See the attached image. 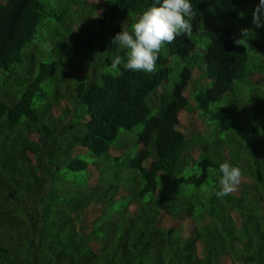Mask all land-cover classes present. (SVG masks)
Instances as JSON below:
<instances>
[{"label": "trees", "instance_id": "16d2710c", "mask_svg": "<svg viewBox=\"0 0 264 264\" xmlns=\"http://www.w3.org/2000/svg\"><path fill=\"white\" fill-rule=\"evenodd\" d=\"M258 2L191 0V36L166 44L156 71L144 73L113 70L126 50L111 41L153 0H113L96 34L84 21L62 26L72 45L39 65L41 45L61 37L49 22L106 3L0 0V264H264V28L249 37L262 58L250 65L244 43L234 44L238 28L225 25L253 28ZM209 6L221 23L206 35L195 80V37ZM81 45L91 57L76 65L89 57L91 72L55 113L58 70ZM225 161L243 175L220 199Z\"/></svg>", "mask_w": 264, "mask_h": 264}, {"label": "clouds", "instance_id": "9594fccd", "mask_svg": "<svg viewBox=\"0 0 264 264\" xmlns=\"http://www.w3.org/2000/svg\"><path fill=\"white\" fill-rule=\"evenodd\" d=\"M195 15L191 0H153L132 25L131 32L121 30L112 38V45L126 50V58L117 54L111 68L116 70L123 64L124 69L132 72L154 73L161 49L174 44L178 37L191 36ZM252 25L254 29L264 28V0H259L252 11ZM254 29L241 28L234 44L243 46L242 42L255 35ZM219 173L215 196L222 199L236 191L243 173L227 161L220 163Z\"/></svg>", "mask_w": 264, "mask_h": 264}, {"label": "rangeland", "instance_id": "374dc122", "mask_svg": "<svg viewBox=\"0 0 264 264\" xmlns=\"http://www.w3.org/2000/svg\"><path fill=\"white\" fill-rule=\"evenodd\" d=\"M3 1L5 3L7 2V0H3ZM85 1H87L88 4H92V3L93 4L94 3L95 4H105L106 3V5L103 8V10H101V11L96 10V11L90 12V11L84 10V11H79L80 13L75 12L74 6H73L72 10L69 12L70 13L69 17L65 18L66 22L64 20H62L61 23L60 22L54 23V21L49 22L50 28L52 27L53 24H55L54 27L56 26V28L58 29V32L60 30L59 33H60L61 37H59V35H57V36L55 35L54 40H52V42H51L52 46L41 45V47L39 48V53L37 54V56H41V57L38 58L37 65H39V63L41 61L49 60V58L51 57V56H49V53H51L52 55L59 53V50L64 48L63 44H67V45L71 44L72 45V43H71L72 40L61 39L62 36L64 38L71 37L70 33H66V35H68V36H66L63 33L64 31L62 29V26H64L66 29L70 28V31H75V30L79 29L80 26L83 25L82 23L84 21L85 27H86L89 35L91 33H93V34L97 33L98 24L96 25V23L100 19V17L105 13L106 8L111 7L113 0H85ZM56 8L58 9V11H60V9L63 7H56ZM79 17H80V19H79ZM220 23L221 22H219L218 20H216L214 18V9L209 6L207 8V12H206L205 17L203 18V20L201 21V23L199 25V33L195 37V42H196L195 54L197 55L196 68L194 71V79L195 80H197L199 78L198 73H200V68H204V70H205L204 55L206 52L207 45L209 43V38L206 37V35H207L208 31H210L213 27H215L217 24H220ZM225 25L228 26V28H232V29L237 27L238 29L236 30V32L238 35H239V30L241 28H243L238 21H235L234 23L225 22ZM251 29H254V27ZM61 32L63 33V35ZM80 35H83V34H80ZM252 37L253 36H251V39H252ZM251 39L248 40V42H243L249 51V55H250L249 63H250V65L261 64L262 58L257 54L255 47L251 43ZM95 46H96V49H98V50L102 49V46L99 44L98 41H97V45H95ZM88 48L89 47H87V46L85 48L84 45H81V48H80L81 52H78L80 54V57L77 58L75 55L76 60L74 59V57L72 55H71V58L69 57V55L65 56L66 57V61L64 62L65 66L61 67L58 70V75L61 79H58V81H60V82L58 83L57 88L60 91L61 100L58 104H56L58 109H55V113H59V112L63 111V109L65 108V106L67 104L66 103L67 98L72 99L71 90H72V88L75 87L78 80L85 79L87 77L86 75H83L82 73L90 74L91 69L88 67L87 61L90 59L89 57H91V54L88 52L89 51ZM86 51L89 54H87ZM52 52H54V53H52ZM83 53H86V55L89 57H87V59L85 60L84 63H82L80 65H76V62L78 61V59L81 60V56L83 55ZM43 56H45L47 58H44ZM86 67H88V68H86ZM108 70H109L108 68L102 67L101 71L99 72V76L102 73L108 72ZM88 78H90V76H88ZM261 78H262V76L258 75L255 77L254 80H258ZM193 87H194V85L191 84L188 87V89L186 90V92H190ZM44 90L47 92V94L49 96L50 88L47 85H44ZM188 96L190 97V95H188ZM63 97H65L66 99ZM191 102L194 104L193 98L191 99ZM70 104L72 105L71 101H70ZM130 135H132V137L135 140L137 139V132L136 131L130 133ZM129 144L132 145L131 143H129ZM86 159L89 161L92 160L90 156H88ZM50 163H51V161H49V160L45 161L46 166L50 167ZM40 171H42V169ZM41 174H42V172H40V177H41ZM19 178H21V177H19ZM23 181L25 182V180H23ZM48 184H54L55 186L59 185V183H57L56 180H52L50 182L49 178L47 179V185Z\"/></svg>", "mask_w": 264, "mask_h": 264}]
</instances>
